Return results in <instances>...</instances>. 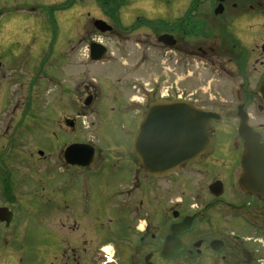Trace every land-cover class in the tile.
Wrapping results in <instances>:
<instances>
[{"label":"flooded vegetation","instance_id":"obj_1","mask_svg":"<svg viewBox=\"0 0 264 264\" xmlns=\"http://www.w3.org/2000/svg\"><path fill=\"white\" fill-rule=\"evenodd\" d=\"M34 1L36 3L29 0L10 8L5 7L8 3L0 5V80L7 71L8 84L12 85V93L7 86H0V108L8 106L11 117L24 116L26 100L30 99L27 97L39 90V82L28 86L21 81L22 76L29 74L28 71L33 68H55L58 45L62 42L67 46L72 23L68 17H60V14L73 1L76 3L73 10L94 5L103 12V16L88 18L91 29H88V37H83V40L91 39V33L93 36L104 35L94 24L96 20H102L110 26L111 32L115 30L114 36L120 47H123V43L126 47V43L135 41L146 45V49L153 53L163 51L168 59L173 60V56H176L170 55V52L177 53L180 57L173 63L180 68L194 64V57L201 62L207 59L204 68L208 71L213 69L217 75L220 73L216 80L228 83L227 96L230 101H236L235 112L220 113L211 107L197 106L220 115V120L210 128V135L215 137L213 151L173 176L156 178L149 175L134 155L131 144L111 146L116 151H103L92 145L91 160L86 164L66 163L64 148L60 165L61 173L68 179L65 184L68 197H60L59 202L65 203V208L56 206L54 213L69 210L76 213L82 228L74 243L68 244L71 254H67L65 263H79L76 248L82 244L83 250L94 245L87 262L82 264H145L146 260L154 264V255L172 263L180 259L179 264H196L200 258H211L214 264H264V195L252 193L239 183L244 171L241 160L245 141L238 132L240 111L252 134L264 146V116L261 115L264 101L260 94V86L264 82V0H190L186 6L178 8L174 7L177 3L155 0ZM57 6L59 8L53 16L51 10ZM138 6L152 12L150 16L153 17L152 23L141 29L132 26L137 20ZM216 9H219L217 13ZM18 15L21 18H16ZM15 21L20 22L19 33L12 34L10 32ZM61 30L66 31L67 39L63 38L66 35L62 36ZM133 37L135 40L131 39ZM43 41L50 42L46 52L41 47ZM92 43H89V48ZM16 45L35 47V57L20 56L19 50L11 49ZM2 51H5L4 55ZM66 51L62 53L69 61L68 57L72 55L69 50ZM86 55L89 58V49ZM144 56H147L145 52ZM138 67V62L130 66L132 72H136ZM3 68L5 71L1 72ZM19 71L21 75L17 74ZM37 74L41 76L40 72ZM93 94L85 90L83 103L88 98L92 101ZM191 95L194 97L187 99L192 104L201 98V93ZM152 98L150 95L149 100L140 105L147 106L157 100ZM254 107L258 113L251 112ZM64 120L68 125L73 123L68 117ZM72 158L76 159L77 156L73 154ZM220 166L222 168L217 173H212L214 168H209ZM187 171L189 177L204 171L211 177L205 185V195L197 194L194 205L188 203L182 194L180 198H170V181ZM216 181L221 182L222 192L219 195L210 189V185ZM156 192L163 194L161 201L153 205L152 202L160 197ZM145 197L147 200L143 202ZM148 203H151L152 209L147 207ZM6 207L12 211V218L8 225L0 220V241H3L0 264H19L21 259L18 252L9 249L7 244L13 241L22 245L18 241L20 219L16 217L15 210ZM192 215L195 217L191 229L178 236L181 250L173 256H162L161 248L170 233L171 224ZM90 217L95 218L93 223L89 222ZM134 217L136 219L132 222ZM154 217L158 224L154 222ZM156 226L157 232L162 231L158 237L150 234L151 228ZM132 233L136 234L135 242L130 238ZM194 233L196 236L193 237ZM148 236L157 243L154 249L141 254L139 242L143 244ZM197 242L199 245L194 247ZM50 245L59 246L55 232H52Z\"/></svg>","mask_w":264,"mask_h":264},{"label":"rangeland","instance_id":"obj_2","mask_svg":"<svg viewBox=\"0 0 264 264\" xmlns=\"http://www.w3.org/2000/svg\"><path fill=\"white\" fill-rule=\"evenodd\" d=\"M155 1L177 3L174 7L178 8L186 6L190 0ZM26 2L29 0H0V5L8 3L5 7L10 8ZM32 3L36 1L32 0ZM75 5L73 1L65 6L60 14V17L70 19L72 30L67 46L62 42L58 45L59 54L55 68H33L28 71L29 74L22 76L21 81L28 86L34 82H39L40 85L38 91L27 97L30 99L26 100L24 116L11 117L8 106L0 108V205L10 206L20 219L18 241L22 245L13 241L7 244L9 249L18 252L21 259L19 264H68L65 263L67 254H71L68 244L74 243V239L82 233V228L76 213L70 210L54 213L56 206L59 209L65 208V203L59 202L60 197H68L65 187L68 179L61 173L62 151L72 142H85L102 148L103 151H116L111 149V146H129L131 135L142 120L144 111L139 105L135 108L131 99L141 103L149 100L150 95L153 96L152 99H159L161 94H168L171 98L181 96L185 99L193 98L191 94L201 93V98L193 101L195 106L211 107L220 113L236 111V101H230L227 96L228 83L216 80L220 73L217 75L213 69L208 71L204 68L207 59L201 62L194 57V64H186L180 68L173 63L180 57L177 53L170 52V55L176 56H173V60L168 59L163 51L153 53L146 49V45L135 41L126 43V47L123 43V47H120L114 36L115 30L104 35L93 36L91 33V39L83 40V37H88V29H91L88 26V18L103 16V12L94 5L73 10ZM58 8L57 6L51 10L53 16ZM137 10V20L134 21L133 27L141 29L152 23V12L140 6ZM16 18L21 17L18 15ZM19 25L20 22L15 21L10 33H19ZM61 35L65 36L66 31L61 30ZM67 36L63 38L67 39ZM131 39L135 40L134 37ZM97 40L106 46L107 52L102 61L95 62L86 54L89 43ZM41 47L43 52H46L50 48V42L43 41ZM11 49L19 50V55L23 57H35L34 51H37L35 47L23 45H16ZM66 50L72 55L68 57L69 61L62 53H67ZM4 53L5 51L1 52L3 55ZM136 62L139 67L136 72H132L130 66L136 65ZM3 70L5 71L3 68L1 72ZM38 72L41 76H38ZM20 73L22 72L17 74ZM8 74L6 71L5 77L0 80V86H7L12 93ZM85 90L94 93L91 103L87 106H84L82 100ZM252 110L254 113L259 112L256 107ZM261 115L264 116V111ZM66 117L74 122L73 127H69L68 122H65ZM230 124L233 125V122ZM37 151H41L43 155H39ZM209 168H214L212 173H217L222 167ZM189 175L187 171L170 181V198H180L182 194L188 203L194 205L197 194L205 195V185L211 177L205 171L191 177ZM155 194L160 197L152 202L153 205L161 201L163 193ZM146 200L147 197L143 202ZM147 207L152 209L151 203H148ZM135 219L134 217L132 222ZM94 220L95 218H89L90 223ZM154 222L158 224L155 217ZM156 228L157 226L152 227L150 234L158 237L162 231L157 232ZM52 232L57 235L58 247L50 245ZM197 235L202 236L200 233ZM0 236L2 237V234ZM131 236L135 242L136 234L132 233ZM2 243L1 240L0 248ZM156 243L157 241L149 236L143 244L139 242L142 247L141 254L154 249ZM79 246L76 248V260L79 261L78 264H82L87 262L94 245H88L89 249H84L85 251L82 244ZM152 261L154 264H179L180 259L172 263L154 255ZM196 264L214 263L211 258H200Z\"/></svg>","mask_w":264,"mask_h":264},{"label":"water","instance_id":"obj_3","mask_svg":"<svg viewBox=\"0 0 264 264\" xmlns=\"http://www.w3.org/2000/svg\"><path fill=\"white\" fill-rule=\"evenodd\" d=\"M218 11L216 9L215 12ZM94 24L101 32L111 29L102 20H96ZM105 51V47L96 43L90 46V55L94 60H99ZM260 94L264 101V82L260 86ZM89 102L90 98L85 100V104ZM238 116V132L245 141L241 160L244 171L239 183L252 193L264 195V146L246 125L243 112L238 111ZM219 120L220 116L214 111L196 108L183 99L155 101L148 106L132 141L134 154L150 174L158 177L171 174L180 166L198 161L213 151L215 137L210 135V128ZM69 125L72 126L73 123L70 122ZM93 150L89 145L71 144L65 149L64 156L69 163L86 164L91 160ZM73 154L77 156L76 159L72 158ZM210 188L215 194L222 192L220 182H214ZM11 218L12 212L0 207V220L6 221L8 225ZM192 220L193 217H185L181 223L171 226V234L166 237L162 246L163 256H173L181 250L182 244L177 235L188 230ZM198 245L199 242L194 246ZM145 264L152 263L146 260Z\"/></svg>","mask_w":264,"mask_h":264}]
</instances>
